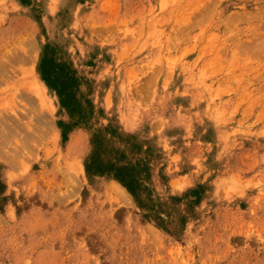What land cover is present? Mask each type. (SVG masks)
<instances>
[{
  "label": "rangeland",
  "instance_id": "374dc122",
  "mask_svg": "<svg viewBox=\"0 0 264 264\" xmlns=\"http://www.w3.org/2000/svg\"><path fill=\"white\" fill-rule=\"evenodd\" d=\"M0 264H264V0H0Z\"/></svg>",
  "mask_w": 264,
  "mask_h": 264
},
{
  "label": "trees",
  "instance_id": "16d2710c",
  "mask_svg": "<svg viewBox=\"0 0 264 264\" xmlns=\"http://www.w3.org/2000/svg\"><path fill=\"white\" fill-rule=\"evenodd\" d=\"M116 178L127 188V190L134 196L136 201L140 203V206H141V202L137 198V192H136V188L134 187V185L130 181L125 180L124 178L120 177L118 174H116Z\"/></svg>",
  "mask_w": 264,
  "mask_h": 264
},
{
  "label": "bare ground",
  "instance_id": "6f19581e",
  "mask_svg": "<svg viewBox=\"0 0 264 264\" xmlns=\"http://www.w3.org/2000/svg\"><path fill=\"white\" fill-rule=\"evenodd\" d=\"M117 189H118V191L120 192V194H121L123 197L127 196V194H126L125 190L123 189V187H121L120 185H117ZM112 191H114V190H112ZM116 193H117V192H116ZM117 195H118V194H117Z\"/></svg>",
  "mask_w": 264,
  "mask_h": 264
}]
</instances>
